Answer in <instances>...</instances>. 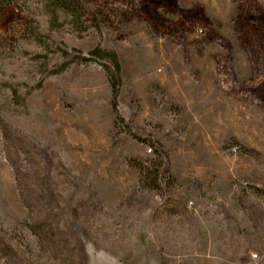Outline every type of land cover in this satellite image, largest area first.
Returning a JSON list of instances; mask_svg holds the SVG:
<instances>
[{"label":"rangeland","instance_id":"rangeland-1","mask_svg":"<svg viewBox=\"0 0 264 264\" xmlns=\"http://www.w3.org/2000/svg\"><path fill=\"white\" fill-rule=\"evenodd\" d=\"M59 1L0 19V264H264V0Z\"/></svg>","mask_w":264,"mask_h":264},{"label":"trees","instance_id":"trees-1","mask_svg":"<svg viewBox=\"0 0 264 264\" xmlns=\"http://www.w3.org/2000/svg\"><path fill=\"white\" fill-rule=\"evenodd\" d=\"M59 2L65 4V6L68 8L72 6L70 5V3H68L69 0H60ZM11 3H12L11 0H0V19L7 13V11L11 6ZM62 51L64 57L67 59L69 58L70 55H72L73 57L76 56V58H81L83 60L104 58L109 61L108 67H109L110 82L112 86L113 109L116 113L118 120H120L126 125V131L129 132L132 136L140 139L141 137H139V135H137L132 130L129 123H127L126 119L124 118V116L120 111L119 96L121 93V86H122V73H121L120 59L117 52L108 49H102L100 47L89 51L87 55H84L83 52L77 48H72L71 50L68 47H62ZM149 144L153 148L155 154H159V156L165 157V151L163 149V144L161 142L150 141ZM152 162H154V160H151V163ZM139 168L141 173L145 177H147V180L148 179L152 180V182L154 183L153 186H160L158 185V176L160 169H156L155 165L148 163H139Z\"/></svg>","mask_w":264,"mask_h":264}]
</instances>
